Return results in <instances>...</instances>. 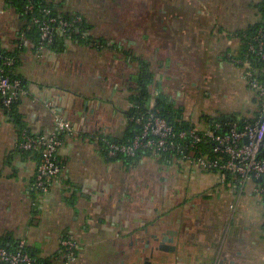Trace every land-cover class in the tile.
<instances>
[{
  "label": "crops",
  "instance_id": "obj_1",
  "mask_svg": "<svg viewBox=\"0 0 264 264\" xmlns=\"http://www.w3.org/2000/svg\"><path fill=\"white\" fill-rule=\"evenodd\" d=\"M259 1L45 0L81 17L95 43L67 37L38 52L28 20L0 0V51L16 55L26 92L14 117L0 105V245L24 240L43 264H61L66 237L77 244L75 264H264V205L251 183L230 191L172 157L108 159L100 142L124 139L143 88L146 109L161 99L197 128L216 116L191 101L210 95L206 69H233L228 36L257 19ZM52 109L75 132L62 137L60 174L41 193L39 156L16 143L20 127L51 133ZM164 236L171 250L159 249Z\"/></svg>",
  "mask_w": 264,
  "mask_h": 264
},
{
  "label": "built area",
  "instance_id": "obj_2",
  "mask_svg": "<svg viewBox=\"0 0 264 264\" xmlns=\"http://www.w3.org/2000/svg\"><path fill=\"white\" fill-rule=\"evenodd\" d=\"M25 13H33L32 0H25ZM40 20L32 17L29 25L36 26L39 42L36 50L40 52L52 44L55 35H65L75 25L83 24L79 17L66 20L62 16H50ZM264 23V22H262ZM81 27V26H80ZM76 31H79L77 27ZM242 39L234 34L227 41V46L234 47ZM231 64L240 70L251 97L252 109L244 116L242 125L237 122L202 124L188 132H176L162 117L150 113L133 115L128 121L137 125L140 131L130 141L122 143L101 138L100 142L108 159L135 158L140 153L160 156L172 153L177 163L190 168L213 173L217 184L230 191H241L246 185H253V193L264 205V26L255 30L245 41V48L238 53L229 52ZM14 57L0 54V105L7 112L13 103L18 102L25 94L19 79L11 78L7 69L14 67ZM54 114V130L47 135H31L23 130L19 132L16 147L25 152L38 153L39 162L34 180V187L41 193H47L53 181L59 176L61 166L57 160V150L64 135L74 134V128L68 121ZM189 139V141H187ZM211 144L212 153L217 157L210 160L203 149ZM61 264H75L77 244L71 238L59 241ZM0 264H43L35 260L27 250L24 240H17L6 247L0 245Z\"/></svg>",
  "mask_w": 264,
  "mask_h": 264
},
{
  "label": "trees",
  "instance_id": "obj_3",
  "mask_svg": "<svg viewBox=\"0 0 264 264\" xmlns=\"http://www.w3.org/2000/svg\"><path fill=\"white\" fill-rule=\"evenodd\" d=\"M14 6L16 7L17 11L26 19L28 20V23L30 22V19L32 17H38L40 20H45L47 18V16L44 14L46 10L50 11V16H62L60 15L57 11H55L52 7H50L49 5H47L45 3V0H32V4L34 5V11L33 13H25V6H26V1L25 0H12ZM256 9H257V19L251 23L250 25H248L245 29L230 33L228 36V40L232 37V35L237 34L239 36L242 37V39L237 42H235V46L233 47H229V51L232 53L234 52V50H236L238 53L242 52V49L245 48V41L246 38L248 36H251L255 30L259 29L260 27L264 26V0H260L258 4H256ZM64 19L66 20H71V17H67V16H62ZM81 26V27H80ZM77 27L79 28V31H76ZM89 30V26L86 25L85 22H83V24L81 25H75L73 29H69L65 35H60V34H56L54 41L52 42V44L48 45L47 48H52L54 47L56 44H60L62 42V39L70 37L73 40L76 41H80V42H89L92 43L95 40H92L90 37H86V35H84L86 33V31ZM29 33L32 35V37L36 40V45L39 42V32L36 26H31L30 25V31ZM98 42V44L102 45L103 41H96ZM100 42V43H99ZM95 43V42H93ZM0 54L2 55H7V56H12L15 58L16 63H17V59H16V55L14 53H5L0 51ZM16 67V64L14 67L12 68H8L7 69V73L11 78H15V79H19L17 77H15V73H14V68ZM149 79V78H148ZM20 80V79H19ZM22 85V82H21ZM139 97V98H138ZM137 98H135L134 101H136V103L138 104L136 108H133L130 112L128 117L130 116H135V115H148L151 111V113L157 114L159 117L164 118L173 128L176 132L179 131H186L188 132L190 129L194 128L195 126H193L192 124L188 123V122H184L181 121L179 119V113L178 111L174 108V105L171 103H165V101L158 99L157 101V106L155 108H153L152 110L146 109L144 107H142V101L144 100H148L150 95L148 94L147 91H145V88L142 89V91L140 92L139 96ZM18 102L13 103V105L11 106L10 111H6L9 115L13 116L12 114H14L15 108L17 107ZM244 120V116H240L239 114H219L216 116H205L203 123L204 124H212V123H222L225 124L227 122L233 121V122H237L238 124L242 125V122ZM23 131V128L20 127V132ZM26 131V130H25ZM140 131V128L129 122V128L127 131L126 136L124 137L123 140L121 141H116V142H128L130 141L135 135H137ZM28 133V131H27ZM189 141V139L187 140ZM212 145H206L205 148L203 149V153H206L208 158L210 160H214L217 156L215 154L212 153ZM35 154L38 155L37 152H35ZM142 155H149V154H144V153H140L139 155H137L135 158H122V157H117L115 159L112 160H117V159H121L124 160L126 163H133L134 161H136L137 159H139ZM162 159H169V158H174L172 153L168 152V153H162L161 155ZM2 246H6V245H2ZM8 247V246H6ZM28 250V249H27Z\"/></svg>",
  "mask_w": 264,
  "mask_h": 264
},
{
  "label": "rangeland",
  "instance_id": "obj_4",
  "mask_svg": "<svg viewBox=\"0 0 264 264\" xmlns=\"http://www.w3.org/2000/svg\"><path fill=\"white\" fill-rule=\"evenodd\" d=\"M206 70L208 72L206 85L210 95L204 97V92L200 91L201 94H197L193 98L191 109H194V112H198L203 107L208 108V111H212V114L216 115L224 112L247 114L251 111L253 100L240 77L238 68L233 67L232 70L221 71L210 67Z\"/></svg>",
  "mask_w": 264,
  "mask_h": 264
},
{
  "label": "water",
  "instance_id": "obj_5",
  "mask_svg": "<svg viewBox=\"0 0 264 264\" xmlns=\"http://www.w3.org/2000/svg\"><path fill=\"white\" fill-rule=\"evenodd\" d=\"M166 235H171V233H166ZM167 242H170V241L167 240V237L166 236H164V238L162 239L161 247L159 249L164 250V251L171 250V249H169V247H167L165 245V243H167Z\"/></svg>",
  "mask_w": 264,
  "mask_h": 264
},
{
  "label": "flooded vegetation",
  "instance_id": "obj_6",
  "mask_svg": "<svg viewBox=\"0 0 264 264\" xmlns=\"http://www.w3.org/2000/svg\"><path fill=\"white\" fill-rule=\"evenodd\" d=\"M169 236V235H168Z\"/></svg>",
  "mask_w": 264,
  "mask_h": 264
}]
</instances>
